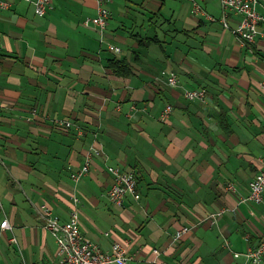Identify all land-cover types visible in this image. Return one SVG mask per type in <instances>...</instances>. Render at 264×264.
<instances>
[{"label": "crops", "instance_id": "0c3cea01", "mask_svg": "<svg viewBox=\"0 0 264 264\" xmlns=\"http://www.w3.org/2000/svg\"><path fill=\"white\" fill-rule=\"evenodd\" d=\"M9 1L0 8V221L6 214L13 231L0 229V264H58L34 204L62 221L77 210L100 247L127 246V264H241L233 252L264 240V206L245 201L264 158V36L244 43L220 22L217 0H106L104 31L83 23L96 0H53L43 17ZM195 3L216 21L195 15ZM241 18L229 13V25ZM112 60L131 73L115 74ZM193 88L205 99H187ZM110 167L136 172L123 206L109 200Z\"/></svg>", "mask_w": 264, "mask_h": 264}, {"label": "built area", "instance_id": "2783aa9c", "mask_svg": "<svg viewBox=\"0 0 264 264\" xmlns=\"http://www.w3.org/2000/svg\"><path fill=\"white\" fill-rule=\"evenodd\" d=\"M33 4L34 12L37 16L43 17L52 7L53 0H23ZM222 9L220 22L227 29L241 39L244 43H253L258 35L264 36V0H217ZM97 13L94 17H88L84 20L86 26L95 25L104 31L109 20L112 17L111 10L106 6V0H96ZM11 6L9 0H0V8L8 9ZM192 12L195 15H205L210 20L216 21V18L208 14L205 9L195 3ZM229 13L240 15L242 18L237 22L235 27L229 25ZM111 50L120 51L117 46H110ZM177 73L174 70L168 72V83L171 86L178 84ZM264 87V81L261 83ZM185 96L190 100H204L206 97L205 88H193L185 92ZM173 110L172 105H167L162 118L166 119ZM56 123L60 126L69 128L73 122L70 119H57ZM92 163V157L88 154L85 157L83 165L76 171L72 172L70 177L77 184L86 174L89 173ZM262 166L249 183V191L245 201L264 206V158L261 159ZM112 174V184L108 190L109 200L117 205L123 206L128 195L137 192L138 179L134 170H124L120 167H110ZM234 189L233 184L229 186ZM78 201L77 198H75ZM36 215L39 216L44 229L48 230L56 239L58 245V264H127L133 259L128 254L127 246L119 241L114 240L109 249L105 250L95 241L89 238L81 231L80 218L77 210L70 213L69 219L62 221L60 217L54 214L47 205L34 204ZM0 210L3 211L2 201L0 200ZM213 220L215 217L212 216ZM1 230L13 231V225L9 218L4 215L0 221ZM190 230L189 226H184L175 232V238L180 239ZM106 236L110 232H105ZM10 241L17 243L16 236H12ZM234 258L242 259L241 264H264V240L256 246H250L246 251L233 252Z\"/></svg>", "mask_w": 264, "mask_h": 264}, {"label": "trees", "instance_id": "16d2710c", "mask_svg": "<svg viewBox=\"0 0 264 264\" xmlns=\"http://www.w3.org/2000/svg\"><path fill=\"white\" fill-rule=\"evenodd\" d=\"M109 67L115 74L129 75L131 73L130 64L126 61L112 60L109 62Z\"/></svg>", "mask_w": 264, "mask_h": 264}]
</instances>
